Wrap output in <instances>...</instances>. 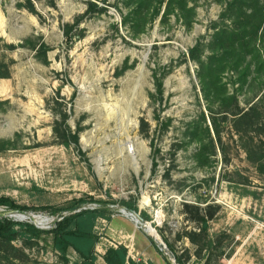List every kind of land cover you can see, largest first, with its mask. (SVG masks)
Returning <instances> with one entry per match:
<instances>
[{"label": "rangeland", "instance_id": "1", "mask_svg": "<svg viewBox=\"0 0 264 264\" xmlns=\"http://www.w3.org/2000/svg\"><path fill=\"white\" fill-rule=\"evenodd\" d=\"M31 1L37 14L25 7L27 0H0V73H9L0 77V196L30 208H69L80 198L91 199L88 206L97 205L93 200L109 203V218L95 225V264H107V249L119 245L135 264H177L154 234L114 208L129 211L123 202L147 212L148 222L179 254L194 252L184 236L195 232L184 202L211 204L216 264H264V173L258 168L264 153L248 152H264V67L253 66L245 82L226 70L221 95L228 99L219 101L204 92L199 64L188 56L199 41L208 44L216 30L231 24L222 19L227 3L189 0L191 27L172 14L164 23L159 16L135 28L123 21V0ZM259 35L264 54V29ZM155 70L168 72L162 98L155 92ZM254 103L256 123L237 126L234 113ZM64 113L79 133L81 152L54 137L55 121ZM143 120L148 133L141 131ZM207 125L215 155L200 167L193 155L200 139L210 140ZM0 217L47 230L57 215L0 206ZM0 264L81 260L73 249L62 257L44 234L33 241L18 236L0 247Z\"/></svg>", "mask_w": 264, "mask_h": 264}, {"label": "trees", "instance_id": "2", "mask_svg": "<svg viewBox=\"0 0 264 264\" xmlns=\"http://www.w3.org/2000/svg\"><path fill=\"white\" fill-rule=\"evenodd\" d=\"M216 1L227 3V8L222 14V19L223 22L231 20V24H227L216 30L208 44L199 41L189 50L188 56L199 64V77L201 78L204 92L209 95L211 94L210 91H212L215 93L216 99L226 101L228 98L221 95L227 87V83L221 79V75L226 70L235 71L238 74L240 78L237 82H245L251 74L253 66L257 71L264 67L263 49L257 45V41L260 38L259 32L261 29H264V4L261 0ZM123 2L128 9V13L124 16L123 21L125 24L130 23L135 28L145 26L147 22L152 23L159 16L162 17L161 22L164 23L172 14L183 18L185 25L188 27L192 26L189 20V13L193 9L188 6L189 0H123ZM93 6L94 4L91 3L87 12H92ZM163 6H165L164 10H162ZM25 7L30 12L37 14L31 0H27ZM103 10L100 9V11ZM147 16H150V18ZM206 51L209 53H206ZM167 74L168 72L160 73L158 70L154 71L155 92L161 98L164 96V79ZM0 77H9V73H0ZM258 107L259 104L254 103L245 111L240 110L235 112L237 126L242 124L246 127L253 126L258 117ZM68 118V113H64L61 115V119H56L53 128L54 137L60 144L66 147L74 145L81 152L79 133L72 130L68 123ZM202 118L205 122L206 117L204 114ZM213 124H215L214 119ZM149 129V123L143 120L141 131L148 133ZM204 131L210 137L211 129L209 125L204 128ZM198 133V127H195L192 134L196 136ZM192 140L197 139L192 137ZM11 142V140L3 141L7 146H10ZM214 143L211 137L208 141L199 140L198 151L194 153L193 157L200 167H205L211 162V156L215 155ZM153 150V167L154 171H156L158 166V162L156 161L157 149L153 148ZM248 150L251 157L254 154L264 153L252 148ZM258 168L261 173H264V164L260 163ZM90 201L91 199L80 198L69 208H30L21 206L8 197L0 196V206H5L8 209L21 212L48 209L52 214L57 215L53 226L47 230L37 228L31 222H16L9 218L0 217V247L4 248L6 244H11V241L15 240L18 236L22 237L24 241H33L40 239L44 234H48L52 238L53 248L62 257L66 258L69 250L73 249L79 255L81 264H95L96 245L99 241V237L95 233V225L98 218H109V213L112 210L109 207V203L105 201L93 200L92 202H95L97 205L88 206L91 203ZM123 205L129 209L138 211L136 205L132 203L123 202ZM183 205L185 207L184 213L195 225L193 228L195 232L185 231L184 233V236L193 244L194 252L185 248L184 253L179 254L175 251L168 237L162 234L164 242L174 252L177 264H189L192 257L196 258V261H193L192 264H216V247L210 235V223L215 215L213 205L208 204L206 207H202L200 202H184ZM65 211L67 213L63 214ZM141 215L145 220H151L147 212H143ZM16 227H19V229H15ZM25 246H27L26 242ZM222 246L223 239L220 240V247L222 248ZM105 261L107 264H135L134 261L128 258L127 248L122 245L109 247L105 254Z\"/></svg>", "mask_w": 264, "mask_h": 264}, {"label": "water", "instance_id": "3", "mask_svg": "<svg viewBox=\"0 0 264 264\" xmlns=\"http://www.w3.org/2000/svg\"><path fill=\"white\" fill-rule=\"evenodd\" d=\"M113 208V207H112ZM117 210L126 213L127 215L131 216L136 223L140 224L142 229L145 230L149 235L153 236L154 234L156 236L155 243L158 245V247L161 249V251L165 252L171 260H175L174 253L167 247L166 243L163 241V239L160 237V235L157 233L156 229L152 226L151 223H149L147 220H145L141 213H139L136 210L130 209L129 211L126 210L125 207L116 206L114 207Z\"/></svg>", "mask_w": 264, "mask_h": 264}, {"label": "built area", "instance_id": "4", "mask_svg": "<svg viewBox=\"0 0 264 264\" xmlns=\"http://www.w3.org/2000/svg\"><path fill=\"white\" fill-rule=\"evenodd\" d=\"M128 258H130V255H128Z\"/></svg>", "mask_w": 264, "mask_h": 264}]
</instances>
